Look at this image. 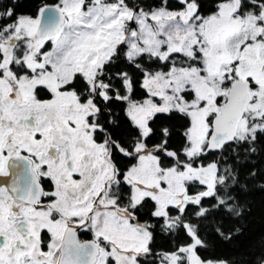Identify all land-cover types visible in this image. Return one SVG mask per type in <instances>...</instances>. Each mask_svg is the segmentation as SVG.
<instances>
[{
	"label": "snow or ice",
	"instance_id": "6c2138e0",
	"mask_svg": "<svg viewBox=\"0 0 264 264\" xmlns=\"http://www.w3.org/2000/svg\"><path fill=\"white\" fill-rule=\"evenodd\" d=\"M20 8L0 0V264H264L202 255L264 191V0Z\"/></svg>",
	"mask_w": 264,
	"mask_h": 264
},
{
	"label": "trees",
	"instance_id": "16d2710c",
	"mask_svg": "<svg viewBox=\"0 0 264 264\" xmlns=\"http://www.w3.org/2000/svg\"><path fill=\"white\" fill-rule=\"evenodd\" d=\"M21 4L20 11L25 13H34L38 6L42 4L58 3V0H19ZM176 0H170L175 6ZM117 112L120 108L117 107ZM122 115V113H121ZM173 123L179 127L183 121L177 119ZM178 137L176 138L178 142ZM243 205L240 217H218L223 220L226 228H239V232H233L231 240H223L212 234L214 224L206 226L211 236L212 247L207 251H203L202 255L212 258H226L240 261L242 259H250L252 253L258 254L264 245V191L258 188L252 189L250 192L241 197ZM174 241H170L163 237H158L156 241L157 251L169 250L173 247Z\"/></svg>",
	"mask_w": 264,
	"mask_h": 264
},
{
	"label": "flooded vegetation",
	"instance_id": "af4514ba",
	"mask_svg": "<svg viewBox=\"0 0 264 264\" xmlns=\"http://www.w3.org/2000/svg\"><path fill=\"white\" fill-rule=\"evenodd\" d=\"M11 182V177H3V176H0V186H4L6 184H9ZM80 238L82 240H87V239H90V236L87 234V233H82Z\"/></svg>",
	"mask_w": 264,
	"mask_h": 264
},
{
	"label": "water",
	"instance_id": "95a60500",
	"mask_svg": "<svg viewBox=\"0 0 264 264\" xmlns=\"http://www.w3.org/2000/svg\"><path fill=\"white\" fill-rule=\"evenodd\" d=\"M55 3H53V4H49V5H54Z\"/></svg>",
	"mask_w": 264,
	"mask_h": 264
}]
</instances>
